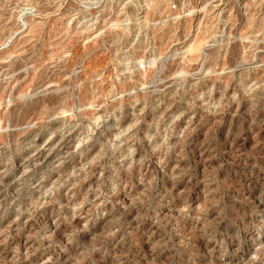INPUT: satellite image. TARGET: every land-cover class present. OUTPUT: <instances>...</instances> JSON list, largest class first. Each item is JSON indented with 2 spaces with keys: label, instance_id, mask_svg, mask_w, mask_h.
Wrapping results in <instances>:
<instances>
[{
  "label": "rangeland",
  "instance_id": "rangeland-1",
  "mask_svg": "<svg viewBox=\"0 0 264 264\" xmlns=\"http://www.w3.org/2000/svg\"><path fill=\"white\" fill-rule=\"evenodd\" d=\"M208 1L0 0V264H264V0Z\"/></svg>",
  "mask_w": 264,
  "mask_h": 264
},
{
  "label": "clouds",
  "instance_id": "clouds-1",
  "mask_svg": "<svg viewBox=\"0 0 264 264\" xmlns=\"http://www.w3.org/2000/svg\"><path fill=\"white\" fill-rule=\"evenodd\" d=\"M252 259H254V260H255V259H259V257H257V256L254 255V256L252 257Z\"/></svg>",
  "mask_w": 264,
  "mask_h": 264
},
{
  "label": "bare ground",
  "instance_id": "bare-ground-1",
  "mask_svg": "<svg viewBox=\"0 0 264 264\" xmlns=\"http://www.w3.org/2000/svg\"><path fill=\"white\" fill-rule=\"evenodd\" d=\"M208 1V0H207ZM209 2V1H208ZM99 28V27H98ZM39 84V83H38ZM39 152V151H38ZM94 153V152H93ZM39 154V153H38ZM36 155V154H35ZM39 156V155H38ZM43 158H44V156H43ZM41 160V159H40ZM51 226V225H50ZM18 241V240H17Z\"/></svg>",
  "mask_w": 264,
  "mask_h": 264
}]
</instances>
